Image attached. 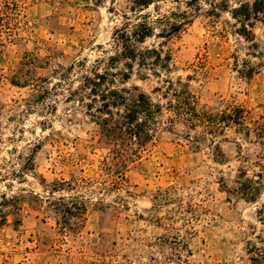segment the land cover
<instances>
[{
  "label": "rangeland",
  "instance_id": "obj_1",
  "mask_svg": "<svg viewBox=\"0 0 264 264\" xmlns=\"http://www.w3.org/2000/svg\"><path fill=\"white\" fill-rule=\"evenodd\" d=\"M184 1L158 6L185 10ZM228 1L212 15L201 0L185 31L144 46L163 43L175 66L169 77L188 83L201 107L232 102L248 126L264 125V8L244 30L231 10L255 0ZM131 2L0 0V264H251L247 241L264 230V186L244 199L237 180L240 155L254 162L264 151L253 133L188 129L155 91L159 79L134 65L123 80L119 63L114 87L160 103L163 128L140 158L113 175L103 168L111 146L91 116L102 102L82 82L96 60L110 68L112 35ZM76 194L83 199L74 204L57 199ZM4 196L20 197L18 209L2 205Z\"/></svg>",
  "mask_w": 264,
  "mask_h": 264
},
{
  "label": "trees",
  "instance_id": "obj_2",
  "mask_svg": "<svg viewBox=\"0 0 264 264\" xmlns=\"http://www.w3.org/2000/svg\"><path fill=\"white\" fill-rule=\"evenodd\" d=\"M163 0H132L128 13L122 15L121 26L112 35V54L106 63L109 69H101L103 60H96L90 68L89 75L83 77L82 85L89 88L92 95H98L101 106L96 109L98 115L91 114L99 127L101 143L110 145L112 154L111 163L108 159L103 163V168L113 175V166L117 169L126 166L132 159L140 158L154 145L156 134L163 128L160 120L163 106L154 103L151 97L144 93H135L130 89H117L115 80L117 74L112 68L122 63L124 71L122 79H128L134 65L139 70L148 71L150 75L160 80L161 86L155 91L162 93L165 99L166 109L181 119L190 130L200 129L203 135H221L227 129L233 128L243 135L250 136L252 133L258 138L260 144L264 145V125L255 123L253 127L246 124L245 110L235 103L229 102L224 108L210 111L201 107L195 93L190 89L188 83L182 82L181 78L173 80L169 77L173 65V57L169 51L164 50L163 43L158 46H144L147 40L157 39L162 42H170L192 22V19L202 11L201 0H186L185 10L168 11L162 13L158 3ZM179 2V0H176ZM204 1V0H203ZM209 2L211 14L217 11H228V0H205ZM152 7V11H148ZM264 8V0H255L252 3H239L238 7L231 10L232 17L241 24L248 22L251 18H257ZM246 30V24L243 25ZM81 65V62H78ZM74 66L70 67V71ZM68 73V70H66ZM168 119V123H172ZM189 139L193 137L190 135ZM240 151H242L240 149ZM241 161L245 162L238 176L237 194L244 199L253 200L260 195L264 186V151L256 157L254 162L246 161L245 156L240 155ZM247 162V163H246ZM251 175H248V168ZM61 186H67L71 190L77 189V184L72 185L63 182ZM59 188V187H56ZM59 191V190H56ZM55 192V191H54ZM53 194V193H52ZM21 199L18 196L3 197L2 205ZM60 201L71 199H83L79 194L69 197H59ZM64 214H71L66 207L62 209ZM259 222L264 226V204L258 211ZM6 222V215L0 211V225ZM255 241H247V254L251 264H264V230L254 233Z\"/></svg>",
  "mask_w": 264,
  "mask_h": 264
}]
</instances>
